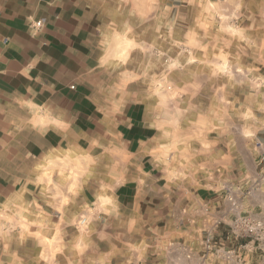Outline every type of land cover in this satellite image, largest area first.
<instances>
[{
  "label": "crops",
  "instance_id": "crops-1",
  "mask_svg": "<svg viewBox=\"0 0 264 264\" xmlns=\"http://www.w3.org/2000/svg\"><path fill=\"white\" fill-rule=\"evenodd\" d=\"M108 10L107 0H0V228L33 223L27 233L0 229V264H264V247L232 235L235 218L264 210V181L255 184L264 171V116L246 153L235 151L251 161L244 182H175L142 103L111 82ZM63 157L117 160L97 174L127 175L115 189L123 214L91 216L80 250L77 215L50 211L37 180ZM47 230L69 242L52 260L40 244L30 252V233L40 239Z\"/></svg>",
  "mask_w": 264,
  "mask_h": 264
},
{
  "label": "rangeland",
  "instance_id": "rangeland-1",
  "mask_svg": "<svg viewBox=\"0 0 264 264\" xmlns=\"http://www.w3.org/2000/svg\"><path fill=\"white\" fill-rule=\"evenodd\" d=\"M107 7L103 33L115 67L111 82L142 103V117L169 156V176L195 187L244 182L251 161L234 156L246 153L263 124L264 0H107ZM98 157L57 158L37 179L50 211L77 215L72 226L78 250L91 216L123 214L115 189L127 175L97 174L118 166ZM91 168L94 174L86 173ZM32 224L3 223L0 229L27 233ZM55 234L47 230L39 239L31 232V255L40 244L52 260L59 246H69ZM19 237L15 247L23 241Z\"/></svg>",
  "mask_w": 264,
  "mask_h": 264
},
{
  "label": "built area",
  "instance_id": "built-area-1",
  "mask_svg": "<svg viewBox=\"0 0 264 264\" xmlns=\"http://www.w3.org/2000/svg\"><path fill=\"white\" fill-rule=\"evenodd\" d=\"M35 26L39 27L40 23H35ZM259 163L264 168V156L260 158ZM258 178L259 181L255 182L257 186L264 181V171L261 172ZM232 235L236 239L248 238L255 246L264 247V210L259 216L235 218L232 223ZM204 245L206 250L209 251L211 247L209 238L204 241Z\"/></svg>",
  "mask_w": 264,
  "mask_h": 264
}]
</instances>
